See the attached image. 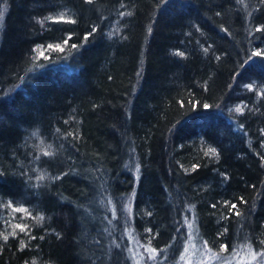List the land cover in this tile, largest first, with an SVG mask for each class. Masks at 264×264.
Returning <instances> with one entry per match:
<instances>
[{
	"label": "trees",
	"instance_id": "16d2710c",
	"mask_svg": "<svg viewBox=\"0 0 264 264\" xmlns=\"http://www.w3.org/2000/svg\"><path fill=\"white\" fill-rule=\"evenodd\" d=\"M0 13V264H131L127 231L175 263L191 217L264 264V0Z\"/></svg>",
	"mask_w": 264,
	"mask_h": 264
},
{
	"label": "rangeland",
	"instance_id": "374dc122",
	"mask_svg": "<svg viewBox=\"0 0 264 264\" xmlns=\"http://www.w3.org/2000/svg\"><path fill=\"white\" fill-rule=\"evenodd\" d=\"M190 224L189 235L176 264H247L256 258L261 259L260 254L251 248H240L229 255L218 253L200 239L192 217L188 221V226ZM126 236L129 239L128 254L131 264H157L158 257L151 248L143 247L132 232L127 231Z\"/></svg>",
	"mask_w": 264,
	"mask_h": 264
},
{
	"label": "snow or ice",
	"instance_id": "6c2138e0",
	"mask_svg": "<svg viewBox=\"0 0 264 264\" xmlns=\"http://www.w3.org/2000/svg\"><path fill=\"white\" fill-rule=\"evenodd\" d=\"M89 2H91V0H89ZM0 16H2V13H0ZM60 19L63 20L64 17L61 16ZM68 22H73V21H68ZM256 30L257 31H261L262 29L261 28H257ZM65 43H67V41H65ZM73 47H75V45H73ZM48 49H54V50L63 51L62 46L59 45V44H57L55 46L48 45ZM257 55H259V53H257ZM38 56H44V51H39L38 50ZM248 87L251 88V85H249ZM205 107L207 108L208 105H205ZM236 111L237 112H240V111H242V109L238 107L236 109ZM44 155H52V153L45 151L44 152ZM206 155H215V149L209 148L208 149V152L206 153ZM43 178H44L43 176L37 177V179H43ZM9 206H11V205H9ZM236 208H237V205L236 204H232L231 207H230V209H229V211L234 210ZM13 211H16V212H24L25 214L30 215V213H28V210L25 209V208H14ZM239 214L240 213L237 211L236 212V215H239ZM39 219H43V217H40ZM15 227L16 228H19L21 231H24L25 228H26V226L19 225V224L15 225ZM189 227H191V224L189 225ZM11 235H15V232L11 233ZM0 238H2L4 240H7L8 239V236L7 235L0 234ZM151 251L154 253L155 252V249H152Z\"/></svg>",
	"mask_w": 264,
	"mask_h": 264
},
{
	"label": "bare ground",
	"instance_id": "6f19581e",
	"mask_svg": "<svg viewBox=\"0 0 264 264\" xmlns=\"http://www.w3.org/2000/svg\"><path fill=\"white\" fill-rule=\"evenodd\" d=\"M229 254H231V253H229ZM229 254H228V255H229ZM177 260H178V259H177ZM177 260H176L175 263H169V262H165V261H164V258H160V259H158L157 264H176V263H177Z\"/></svg>",
	"mask_w": 264,
	"mask_h": 264
}]
</instances>
